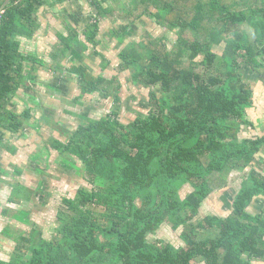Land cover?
<instances>
[{
  "label": "trees",
  "instance_id": "16d2710c",
  "mask_svg": "<svg viewBox=\"0 0 264 264\" xmlns=\"http://www.w3.org/2000/svg\"><path fill=\"white\" fill-rule=\"evenodd\" d=\"M5 1L0 0V10ZM66 1L10 0L0 13V154L15 156L11 139L35 127L31 109L13 108L23 89L35 97L38 93L33 80L37 70L27 66L41 61L24 52L21 39L34 38L42 8ZM86 1L96 11L95 22L85 28V40L72 29L59 37L50 71L76 77L79 104L85 96L97 95L114 109L101 119L79 114L75 129L49 132L55 157H62L77 175L82 172L88 187H79L74 198L63 197L51 240L36 229L30 237L12 234V254L4 259L0 249V264L264 262V206L255 214L249 211L255 200L264 202V174L258 168L264 137L243 134L255 105L249 75L264 80V0H131L132 9L121 19L130 26L156 20L178 30L179 46L142 53L133 42L120 52V70L130 72L146 99L144 113L126 122L121 119L124 85L118 75L109 78L84 64H65L72 60L70 51L80 55L78 50L92 47L102 56L96 48L100 21L115 14L104 7L109 0ZM221 45L220 56L214 48ZM13 169L17 178L22 176L18 167ZM233 172L246 176L232 197L231 213L198 219L204 202L229 189ZM11 175L0 160V191L10 186V204L24 206L48 188L44 181L36 188L9 182ZM49 205L43 203L42 209ZM165 224L183 245L150 241Z\"/></svg>",
  "mask_w": 264,
  "mask_h": 264
},
{
  "label": "rangeland",
  "instance_id": "374dc122",
  "mask_svg": "<svg viewBox=\"0 0 264 264\" xmlns=\"http://www.w3.org/2000/svg\"><path fill=\"white\" fill-rule=\"evenodd\" d=\"M81 1L82 0H68V2L64 5L59 6L56 9L58 18L53 19L52 22L49 20V18H51L50 15L47 16V19L49 20L47 32L43 33L45 31L44 29L42 31L43 35H39V41L29 42L27 50L31 53H36V55L39 56V60L43 61L45 64H48L49 62L51 63L52 57H48L47 54L49 52L51 54L54 46L58 42H61L57 35V31H63L64 34H68V31H66V29L64 30L66 22L72 26L76 25L73 19L69 17V14L78 10V4ZM130 3L131 0H109V2H105L104 7L112 9L115 14L113 19L118 18V21L115 25H110L109 19L103 18L101 20L102 23H100L99 26V36L96 38L97 41H100V46L96 48L97 52H100L102 56L94 53V49L90 47L87 51L88 56L86 58V65L91 68L93 73H103L104 76L109 78L118 75L122 81L124 88L121 92L123 101L121 119L125 122L139 112L144 113L146 99L142 98L143 96L140 95L137 88L134 87L130 72L120 70L122 60L119 56L120 52L133 42L137 51L142 53L148 48L163 51L164 49L172 50L174 47L179 46L178 30H170L166 26L159 25L156 20L138 22L137 24H134L131 28L132 30L129 31H127L125 27H121L122 25L125 26V24H129L128 22L126 23L125 19H121L119 16L125 14L126 10L132 9V5ZM86 7L90 14L93 13V8L88 9V6ZM86 7L84 8V11ZM43 9L48 10V8H42L41 14ZM38 18L37 22L39 24ZM94 22L95 20L93 19V16H87L88 24H92ZM83 26L84 25L79 26L78 31L81 33L80 38L85 40V36L82 34L84 30ZM249 27L250 25H247L245 29L253 37V30ZM39 28L41 31L42 25ZM110 31H116L117 33L115 32V34L120 36H113ZM37 32H39V30ZM224 48L225 45L216 46L214 51L221 56ZM44 50L47 51L43 55L42 52ZM65 64L70 67L72 63L66 61ZM104 66H107V68L105 69ZM37 78L39 79V81H37L38 85H36V90L38 92L36 95L37 100H32L31 96L27 94L31 92H26L27 90L23 89L18 94V97L15 98L14 102L18 112H23L27 108L31 109V115L33 116L32 123L35 124L39 121L42 125L39 130L34 128L33 131L28 133V137H26V139L23 138L18 141L11 140V144L17 146L18 153L16 156H10L2 152L0 154V160L2 166L8 169L12 174L7 177L9 182L13 180L14 177L17 178L16 176L13 177V175H15L13 172V166L18 164V166H20L24 171V174L17 178L19 183H23V185L32 186V188H34L38 182L45 179L52 186L53 197L51 198V203L48 209H40L41 204L37 203V201L32 204L25 202L24 206L10 204L8 199L11 194V188L9 187L0 192V249L4 259L12 254V249L15 246L14 240L11 238L13 237L12 234L17 236L21 233H25L30 237L31 231L36 229L42 232V238L45 240H51L56 235V229L58 227L57 215L59 214L60 208L63 204V197L74 198L79 187H88V183L82 178V172H80L77 176H71V173H62L60 171L61 167L51 161L56 155V151L54 150L53 156L51 159H48L49 163L42 158L38 161V165L41 169L45 170V174L43 176H41L38 171V165H33L32 162L28 161L30 152H40L43 150L45 140L48 139L49 132L54 130V126L47 125L45 123V119H40L45 116L47 117L44 113L43 106L48 109L52 116L54 113L56 114V116L54 115L56 122L60 119L62 120V125H70L71 122H73V129L77 127L79 121L76 114H86L91 118L101 119L110 114L114 109L111 102L101 100L97 95L85 96L81 99L82 103L79 104V99L76 98H78L77 96L80 91L77 88L75 76L66 75V77H64L60 83L57 84L54 80L55 77L53 78L50 69L46 66L40 70L37 74ZM262 84L263 86L260 87L259 91H256V105L249 110L247 118L254 122L255 125L262 124L264 126V93L262 92V90L264 91L263 81ZM134 96H137L136 100L133 99ZM62 125L61 128H63ZM243 128L245 129V126H243ZM248 129L244 131V135L247 134L248 136H253L254 132H258V135L264 134H262L258 129L256 131L251 129V127ZM63 130L67 129L64 127ZM48 164L51 166L47 167ZM245 176V172H233L230 174L228 177V188L237 193V191L241 188ZM185 188L189 191L191 190L188 186ZM263 205L264 202L260 201V207ZM21 211H24L25 214L21 215ZM199 213L200 215L197 217L198 219H203L208 215L216 214L218 216H223L227 214V212H222L217 201L212 198H209L203 203L202 209ZM7 230L11 233H7ZM6 236L9 238H6ZM149 239L150 241L163 239L176 245L177 247L183 245L179 234L173 231L172 227L167 224H165L156 235H151ZM30 257L31 253L27 254L26 259H29Z\"/></svg>",
  "mask_w": 264,
  "mask_h": 264
},
{
  "label": "crops",
  "instance_id": "0c3cea01",
  "mask_svg": "<svg viewBox=\"0 0 264 264\" xmlns=\"http://www.w3.org/2000/svg\"><path fill=\"white\" fill-rule=\"evenodd\" d=\"M66 2H68V0L66 1ZM65 2V3H66ZM64 3V4H65ZM56 4H58V5H53L52 7L51 6H47V7H45V8H48V10L47 9H43L42 11V14H41V10H40V12H39V24H40V26L42 25V29H41V31H40V28H39V32H37L36 34H35V36H34V38L33 39H21V41H22V48H23V50H24V52L26 53V54H28V55H30V56H35L37 59H39V56L38 55H36V53H31V52H29L28 50H27V46L29 45V42H36V41H39L38 40V38L40 37L39 35H43L42 34V31L45 29V31L43 32V33H46L47 32V29H48V23H49V20H51V22H52V20L53 19H55V18H58V16H57V8L59 7V6H62V5H64V4H61V3H56ZM88 6V9L89 8H92L90 5H89V3L86 1V0H82L81 2H79V4H78V10L76 11V12H74V13H71V14H69V17H71L72 19H73V21L75 22V26H72V25H69V24H67L68 22H66V25H65V27H64V30L66 29V31H68L69 29H72V30H77L78 31V27L79 26H81V25H84L83 27H84V30H85V28L87 27V25H88V23H87V16H93V19L95 20V17H96V14H95V10L93 9V13H89L88 12V10H87V7L86 6ZM86 7V9H85V11H84V8ZM50 15V17L51 18H49V20L47 19V16H49ZM113 16L114 15H111V16H106V17H104V18H106V19H109V21H110V25H115V23H117V21H118V18H116V19H113ZM102 20V19H101ZM50 22V23H51ZM100 23H102L101 21H100ZM127 23V22H126ZM45 26V27H44ZM121 27H125V29L127 30V31H129V30H132L131 28H132V26H130L129 24L128 25H126L125 24V26L124 25H122ZM84 30H83V33L82 34H84L85 32H84ZM123 30H124V28H123ZM58 32V37H60L61 35L62 36H66V35H68V34H64L63 33V31H57ZM79 32V31H78ZM116 32V31H115ZM115 32L114 31H110V33L114 36V35H118V34H115ZM69 33V32H68ZM80 33V32H79ZM117 33V32H116ZM80 35H81V33H80ZM118 36H120V35H118ZM60 39V38H59ZM47 50H44L42 53H43V55H44V53L46 52ZM78 52H79V54L80 55H77L74 51H70L69 52V54H70V56H71V59L72 60H68V62H71L72 64L71 65H73V64H84V65H86V58H87V51H79L78 50ZM47 56L49 57L50 56V58H51V54H50V52L47 54ZM44 57V56H43ZM52 63V62H51ZM51 63L49 62L48 64H45L43 61H41L40 63H38V64H36V65H33V64H28V66H27V70L29 71V70H32V68H33V66H35V68H36V72L33 74V80L34 81H36L35 82V87H36V85H38V82L37 81H39V79L37 78V74L40 72V70H42V68H44V67H46L47 66V68L48 69H50V65H51ZM88 66V65H87ZM53 75V78H54V80L56 81V83L58 84V83H60V81L64 78V77H66V75H68V76H70L69 74H65V75H62L61 73H54V74H52ZM258 78V76L255 74V73H253V72H251L250 73V82L249 83H251V86H252V88L254 89V96H255V101H256V99H257V95H256V91L258 92L259 91V89H260V87L261 86H263V84H262V81L264 82V80H258L257 79ZM38 79V80H37ZM35 92V91H34ZM36 92H37V90H36ZM262 92L264 93V91L262 90ZM33 92H31L30 94H32ZM35 95H37V94H35ZM31 96V98H33V97H35L34 95H30ZM36 98V97H35ZM255 105H256V103H255ZM255 105H254V107H255ZM13 108L15 109V110H17L16 109V104H14V106H13ZM43 108H44V113H45V115H47V117L45 116V117H43V118H40V119H45V123L47 124V125H50V126H54V131H56V129H57V127H61V119L60 120H58L57 122L55 121V117H54V115L56 116V114L54 113L53 114V116H52V114H50L49 113V111H48V109L45 107V106H43ZM42 111V110H41ZM78 115L79 114H76V116H77V118H78ZM259 119V118H258ZM31 123L33 122V120H31L30 121ZM33 124V123H32ZM35 127L34 128H37L38 130L40 129V127H41V125L42 124H40L39 123V121H37L35 124H33ZM70 126H73V122H71V124L70 125H62V127H65L66 129H67V127H70ZM251 127V129H253L254 131H256L257 129L258 130H260V132L263 134L264 133V126L262 125V124H259V125H255L254 124V122H252L251 121V125L248 127V128H250ZM34 128H32V130L31 131H33L34 130ZM63 130V128L61 129V131ZM249 130V129H248ZM31 131H29V132H27V135L26 136H23L22 138H17V137H15V138H13V139H11V140H21V139H26V137H28V133H30ZM54 131L52 130V132L54 133ZM62 133V132H61ZM50 134V133H49ZM249 135H251V134H249ZM6 137L7 138H9L10 136H7L6 135ZM249 137H251V138H257V137H259V138H263L264 137V134L263 135H258V132H254V134H253V136H249ZM50 135L48 136V139L47 140H45V145H44V148H43V150L42 151H40L39 153H38V155L36 154L37 152L35 151V152H30V155H29V157H28V161L29 162H32L33 163V165L34 164H36V165H38V161L39 160H41V158L42 159H45L48 163H49V160L48 159H46V156L48 155L47 154V152L49 153V155H50V157H49V159H51V157L53 156V150H52V148H50L49 147V141H50ZM264 146L262 147V153H261V155H259L258 156V168L260 169V170H263L261 173L262 174H264ZM47 151V152H46ZM63 159H62V157H60L59 155H57L56 157H54V159L53 160H51L54 164H56L57 166H60L61 168H60V171L62 172V173H71V176L72 175H76L77 176V173L74 171V167L73 166H65V164L63 163V161H62ZM27 162V161H26ZM36 162H38V163H36ZM49 166H51L50 164H48L47 165V167H49ZM38 171L40 172V174H41V176H43L44 174H45V170H42L41 169V167L38 165ZM7 180V179H6ZM45 183V185H46V188L47 189H45L46 191H48L52 196H53V191H52V186H51V184L47 181V180H43ZM8 185H5V188L7 187ZM49 189V190H48ZM241 189V188H240ZM3 191V190H2ZM238 192V191H237ZM217 203L219 204V207L221 208V210L223 211V212H225V209L224 208H226V204H225V202H224V200L223 199H220V198H218L217 200ZM40 204H41V206H40V209H42V203H43V201H40L39 202ZM47 203V202H46ZM263 210V207H260V210H259V212L260 211H262ZM249 211L251 212V213H253V214H255L256 212H254L255 210L253 209V208H249ZM216 215V214H215ZM229 215V214H228ZM218 216V215H217ZM252 264H264V262H260V261H258V260H254V261H252Z\"/></svg>",
  "mask_w": 264,
  "mask_h": 264
},
{
  "label": "flooded vegetation",
  "instance_id": "af4514ba",
  "mask_svg": "<svg viewBox=\"0 0 264 264\" xmlns=\"http://www.w3.org/2000/svg\"><path fill=\"white\" fill-rule=\"evenodd\" d=\"M2 136V135H1ZM3 153H5V152H3ZM17 153H18V149H17ZM39 152H37V154H38ZM16 156V155H15ZM16 167H18L21 171H22V175L24 174V171H23V169L20 167V166H18V164H16L15 165ZM18 175H20V174H16L15 176H18ZM14 179H15V182H18V180H17V178H15L14 177ZM19 183V182H18ZM45 183V182H44ZM20 184H23V183H20ZM39 184L40 183H38L37 185H36V187H38L39 186ZM7 187H9L10 188V186H7ZM35 187V188H36ZM1 192V191H0ZM234 196H236V192L234 191V190H230V189H226L225 191H223V192H220L219 194H217V196H214L212 199H214V200H217L218 198H220V199H223L224 200V202H225V204H226V208H224L225 209V212H227V214L226 215H223V216H221V217H227L228 216V214H230L231 213V209H230V207L232 206V197H234ZM53 196L48 192V191H44L43 192V194H38V196H36L35 198H32V200H33V202H26V203H29V204H32V203H34V202H36L37 201V203H39L40 202V200L41 201H43V203H45V202H48V201H50V203H51V198H52ZM260 200L261 199H257V200H255L254 202H253V204L250 206V208H253L255 211L254 212H258L259 210H260ZM42 203V204H43ZM264 206V205H263ZM223 212V211H222Z\"/></svg>",
  "mask_w": 264,
  "mask_h": 264
},
{
  "label": "water",
  "instance_id": "95a60500",
  "mask_svg": "<svg viewBox=\"0 0 264 264\" xmlns=\"http://www.w3.org/2000/svg\"><path fill=\"white\" fill-rule=\"evenodd\" d=\"M10 2V0H6L5 3L3 4L0 13L3 12V10L6 8V6L8 5V3Z\"/></svg>",
  "mask_w": 264,
  "mask_h": 264
}]
</instances>
